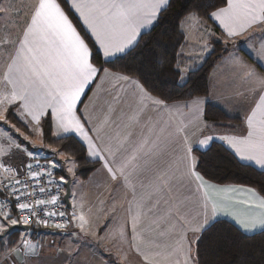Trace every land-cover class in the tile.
<instances>
[{
	"label": "snow or ice",
	"instance_id": "snow-or-ice-1",
	"mask_svg": "<svg viewBox=\"0 0 264 264\" xmlns=\"http://www.w3.org/2000/svg\"><path fill=\"white\" fill-rule=\"evenodd\" d=\"M20 7L27 8L22 22L0 34V121L9 124V117H14L29 135L21 133V140L6 130L0 136L7 145L0 147V169L5 174L0 188L15 198L23 219L13 214L11 201L6 200L7 210L0 207V234L32 219L36 225L52 223L61 230L71 225L70 235L77 241L98 235L83 203L79 211L75 203L70 205V215L51 210L62 207L59 192L70 183L63 175L59 181L54 179L59 166L55 157H71L66 163L72 175L78 162L75 152L65 148L53 149V158L45 164L33 163L41 153L23 141L35 134L43 143L45 127L57 141L70 138L65 134L79 137L89 162L100 164L99 170L112 182L114 200L123 191L130 222L113 229V234L118 232L123 240L130 237L137 264H201L200 245L224 224L220 217L239 232L264 234V194L251 187L211 182L200 171L195 154L204 148L200 155H207L219 138L235 159L264 169V0H218L203 8L202 17L198 7L177 25L185 39L183 25L195 22L199 51L205 57L214 51L215 40H222L227 59H220L243 86L236 93L244 111L242 126L219 136L211 130L223 126L205 118L206 100L189 97L183 103L186 111H181L171 97L153 95L128 74L126 66L116 67L139 47L142 30L159 23L171 0H30L15 11L14 0H0V18L13 13L19 17ZM208 21L219 28V37ZM244 36L243 46L235 43ZM229 44L235 46L228 48ZM94 54L102 55L103 64L95 62ZM183 56L182 50L179 57ZM175 69L184 79L180 62ZM93 89L90 104L107 99L90 111L83 98ZM95 111L100 115L95 116ZM11 127L20 132L15 124ZM25 175L30 183L17 178ZM37 188L47 197L27 202ZM240 191L249 198H238ZM68 196L76 200L75 192L69 190ZM38 211H45L48 219L38 216ZM114 219L115 211L105 225L106 234ZM26 233L27 229L19 244L0 252V264H8L9 259L18 264L19 257H24L23 264H31L26 254L34 252L36 245L25 239ZM106 239L107 235L99 237L101 242Z\"/></svg>",
	"mask_w": 264,
	"mask_h": 264
},
{
	"label": "trees",
	"instance_id": "trees-1",
	"mask_svg": "<svg viewBox=\"0 0 264 264\" xmlns=\"http://www.w3.org/2000/svg\"><path fill=\"white\" fill-rule=\"evenodd\" d=\"M217 2L218 0H171V7L161 16L159 23L142 35L139 47L131 55L119 61L116 67L126 66L129 70L128 74L138 78L147 89L153 92V95L171 97V103L185 102L189 100V97H208L211 73L220 63V57H224L226 54V45L221 41H215L212 44L214 51L203 65L189 73L183 82L181 77L177 75L175 64L177 62L182 63L179 53L186 45V38H181V28L177 25L182 24L183 17L188 12L199 7L202 17L203 8ZM213 26L218 28L214 24ZM94 60L98 64L104 62L102 55L99 54H94ZM91 92L87 93L84 103ZM205 113V118L210 124L223 126L217 128H225L229 124L237 125L239 123V119L229 117L223 110L212 104L206 106ZM44 131L46 133L44 142L47 145L60 150L68 148L75 152V158L78 162L75 169L77 178L87 180L100 168V164L89 162L82 143L74 137L57 141L47 127ZM210 148L211 151H208L207 155H200L205 150H197L195 153L201 161L200 171L202 174H206V179L222 186L251 187L264 194L263 171L235 159L222 143L214 142ZM66 158L70 159L71 157ZM40 159L46 160L45 158ZM55 159L58 160V163L65 165V161L58 156ZM56 172L58 181L60 176L67 174L57 168ZM62 188L64 190L63 185ZM223 221L224 224L218 225L200 245L201 264H264V234L259 232L254 235H246L230 227L228 221ZM30 228L29 232L33 235L31 240L36 239L37 235L45 229L39 226ZM19 234L20 232H14L8 235L7 248L14 247L20 241ZM1 243H3L2 240H0ZM2 250L3 247L0 245V252Z\"/></svg>",
	"mask_w": 264,
	"mask_h": 264
},
{
	"label": "rangeland",
	"instance_id": "rangeland-1",
	"mask_svg": "<svg viewBox=\"0 0 264 264\" xmlns=\"http://www.w3.org/2000/svg\"><path fill=\"white\" fill-rule=\"evenodd\" d=\"M6 17V16H5ZM5 17L0 18V34H3L7 27L12 26L14 27V23H11L9 25L8 22L5 21ZM188 38H192V35L190 33V30L188 26H185ZM218 42L217 40H215ZM231 46V44L227 45ZM213 47V45H212ZM191 50V48L183 50L184 54H188ZM199 65L201 66L204 61L210 56H206L201 52L199 55ZM2 60H0V71L2 70ZM197 66V68H198ZM191 66L189 69H192ZM183 70V69H181ZM189 74L188 69L186 70L187 77ZM10 123L4 124L0 123V125H3L2 128H0V136H2L5 131L7 130L11 135L19 137L21 140H23V137L20 135L21 133H24L25 135H29V132L27 129H24L19 126V122L14 117H9ZM15 124L16 128L20 129V132H16L15 129H13L11 126ZM23 143L27 144L30 148V150L36 152H40L41 155L39 158H46L48 160H51L53 158V146L47 145L44 141L41 143L39 136L32 134L30 135L29 140L23 141ZM0 147H7L6 144L0 142ZM38 158V160H39ZM60 159L65 161L64 164L58 163V160L55 159L58 163L57 169L59 171L66 172V180H70L71 182L74 181L75 184L71 183V191L76 193V200L73 201V199L70 197L71 205L75 203L77 205V211H79V205L83 203V206L85 208V211L88 213L91 221H92V228L94 231L97 232V237H83L82 239H79L77 241V237L70 235V233L73 231L71 225L67 230L64 231H51L47 229H43L38 235L36 239L31 240L33 237L32 233L27 231L25 235V239L27 241H30L31 243L36 245L35 251H29L26 255L30 258L31 264H87L85 261H83L84 258L91 259L96 256V254L100 253V255L104 254V248L103 242L99 245V247H87L88 243H100L101 241L98 239L100 236L107 235L108 238H120L118 235V232L116 234H113V229L124 227L125 226V218H124V212L120 211L119 208H117V205L114 203V201H110L107 203V196L105 193H102L100 195V199L96 201V198L93 196L92 191L89 187V178L87 180H83L76 177L75 175L69 174L67 172V168L70 166L66 163L67 158H61ZM61 177V176H60ZM59 177V180H60ZM64 186V192L66 193V184ZM96 201V203H95ZM119 207V205H118ZM115 211V219L112 222V228L109 229L108 233L106 234L104 229L105 225L108 223L110 216L112 215V212ZM69 212V210L67 211ZM123 213V214H122ZM14 214V212H13ZM15 215V214H14ZM70 215V212H69ZM19 226V225H16ZM16 226H10L8 233L0 234V240L3 241L0 245H2L3 249L7 248L8 246V235L14 232H20V240H21V234L25 233V230L23 229H15ZM14 228V229H13ZM75 231H79V229H75ZM100 234V235H99ZM32 236V237H31ZM123 240L120 238V241ZM124 241V247H115L113 244H110V250L118 249L121 250V263L122 260L124 263L122 264H134L137 263L135 258L131 255V252L129 250L127 240ZM17 242L15 245L19 244ZM90 249V250H88ZM103 251V252H102ZM102 252V253H101ZM110 252V251H109ZM127 255V259H124V255ZM77 257V258H76ZM82 258V259H79ZM24 257L18 258V264H23ZM8 264H13V260L9 259ZM89 264V263H88ZM94 264H105L102 260L96 261ZM110 264H117L116 262H110Z\"/></svg>",
	"mask_w": 264,
	"mask_h": 264
},
{
	"label": "crops",
	"instance_id": "crops-1",
	"mask_svg": "<svg viewBox=\"0 0 264 264\" xmlns=\"http://www.w3.org/2000/svg\"><path fill=\"white\" fill-rule=\"evenodd\" d=\"M8 2H12V0H8ZM30 0H14V11L16 9V6H23L26 5L27 3H29ZM20 11H21V15L19 17L15 16L14 13L10 14L8 16L5 17V21L9 23V25L11 23H14L15 25L22 22L23 19V15L26 14L27 12V8L26 7H20ZM209 28H213L216 31V36L219 37L220 36V30L219 28H215L213 26V24L211 22H207ZM215 25V24H214ZM185 26H188L190 33L192 35V38H188ZM216 26V25H215ZM13 28L12 26L7 27V29H11ZM152 27L147 28L142 30L144 33L149 31ZM18 28H15V31H18ZM183 30L185 32V36H186V46L182 49V50H186L191 48L192 51H190L188 54H184L183 58H182V63H181V69H183L182 71H184V77L186 75V70L188 69V72L191 73L194 70L197 69V66L199 65V55L201 54V52L199 51V45H198V41H197V35H198V29L196 27L195 22H193L191 25H183ZM257 36H259V30H255ZM247 37H240L238 41H236V44H240L241 46H243V41L246 39ZM219 39H217L218 41ZM221 42H223L222 40H219ZM224 43V42H223ZM193 45H196V47H193ZM234 44H231V46H227L228 48H232L234 47ZM245 51H247V49H245ZM241 56L244 57V59H248L247 56H244V52L240 53ZM225 59H227V53L224 55ZM205 62V61H204ZM249 63H252L251 60L248 61ZM2 64V70H3V61L1 62ZM203 65V64H202ZM201 65V66H202ZM193 67L192 69H189L190 67ZM200 66H198L199 68ZM1 70V71H2ZM189 75V74H188ZM188 77V76H187ZM187 77H185L184 79H182V81L184 82L185 79H187ZM209 86H210V94L208 97L206 98H200L202 101L206 100L207 102L205 104L202 105V108L205 112L206 110V106L208 104H212L218 108H220L221 110H223L229 117L234 118V119H239V123L237 125L234 124H229V126L225 127V128H214L212 129V134L219 136V134H226L229 132H236L239 131L241 126H242V122H243V116H244V111L243 108L241 107L240 103H238L237 97H236V93L239 90L243 89V86L241 85V83L235 79V77L232 75L230 66L225 64L223 61H220V63L214 68V70L211 73L210 76V80H209ZM130 87V86H129ZM96 90L93 89V91L89 94V96L86 99L85 104H89V110L90 111H94L95 109H98L103 103H104V99H107V97H104L103 99L99 100L95 106L89 103V98H91L94 94ZM85 98V97H84ZM83 98V100H84ZM183 103L184 102H178V103H172L174 105H178L181 109V111H186L185 109H183ZM95 116H99L100 113L98 111L94 112ZM0 123H2V121H0ZM20 127H23L20 123H19ZM24 128V127H23ZM25 129V128H24ZM68 137H74L75 139H77L79 142L80 138L76 137L75 134H65ZM54 139H56L55 137H53ZM214 142H218V143H222L225 147L226 145L224 144V142H222L219 138L215 139L211 144H213ZM227 148V147H226ZM197 150H205L204 148H198ZM88 158V157H87ZM89 160V158H88ZM241 162V161H240ZM243 164L246 165H250L253 166L254 168L263 171L264 169L259 168V166L256 165H252L249 164L248 162H241ZM100 169V168H99ZM98 169V170H99ZM95 171L90 177H89V187L92 191L93 196L96 198V201L98 199H100V195L102 193H105V195L107 196V203H109L110 201H114V203L117 205V208L120 209V211L124 212V218H125V222L129 221L130 222V217L128 212L126 211L127 209V199L123 193V191H120L119 193H116V199L114 200V193H113V184L112 182L109 180V178L107 177V174L102 171ZM222 186V185H220ZM224 186H235V185H224ZM238 188H242V189H246L249 187L246 186H235ZM237 197L238 198H249L248 194L245 191H240L237 193ZM95 201V203H96ZM119 205V207H118ZM221 220H227L226 217H220ZM229 222V221H228ZM127 231H130V227L127 229ZM256 233H259V231L256 232H251V233H244L246 235H254ZM100 235V234H99ZM99 239V238H98ZM130 237L127 239V244L129 247V250L131 252V255L135 258L136 261H138V257L136 256L134 250H132L130 248ZM102 244V242L100 243H88L87 247H99V245ZM110 244H113L115 247L119 248V247H124V241L121 240L120 238H113L110 237L106 240L103 241V247L104 248V254L100 255V253L96 254V256H94V258L88 259L84 258L83 261H85L87 264H94L96 261H103L105 264H110V262H116L117 264H122L124 263V261L122 260V263L120 262L122 257H121V250L118 249H114V250H110ZM90 250V249H88ZM110 251V252H109ZM103 252V251H102ZM101 252V253H102ZM77 258V257H76ZM82 259V258H79ZM137 264V263H134Z\"/></svg>",
	"mask_w": 264,
	"mask_h": 264
},
{
	"label": "built area",
	"instance_id": "built-area-1",
	"mask_svg": "<svg viewBox=\"0 0 264 264\" xmlns=\"http://www.w3.org/2000/svg\"><path fill=\"white\" fill-rule=\"evenodd\" d=\"M39 162L40 164H45L47 163L48 161L47 160H34L33 163H37ZM41 171H43V169H41ZM4 172H3V169H0V179H3L4 178ZM17 178H20V179H24V180H28L29 183H30V179L25 175V176H21V177H17ZM54 179L58 181V178H57V172H56V169L54 170ZM14 183V181H13ZM29 192H32L33 189L30 187L28 189ZM36 191V194L35 196H29L27 198V202L29 203H32L34 204L35 203V199H45L47 197V194H40L38 192V188L35 190ZM51 192L53 194H55L56 192V188L55 186H53L51 188ZM11 201V207H12V212H14L15 215H17L18 218L20 219H23V216H20L19 215V211L18 209L15 207V198L9 193V192H5L3 190V188H0V207H3L4 210H7V207L8 205L5 204V201ZM59 200L61 202V205L62 207H55V208H52L51 210L55 211V212H60V211H68L67 209V204H66V201H65V193H64V190L63 188L61 187V190L59 192ZM51 207V206H50ZM37 215L40 216L41 218L43 219H48V217L45 216V211H38L37 212ZM60 220L59 218H57L56 220V223H59ZM26 226H30V227H43L47 230H51V231H64V230H67L69 228V226H67L65 229L61 230V229H57L54 224L50 223L47 227L43 226V225H36L34 220L30 219L29 220V223L26 225Z\"/></svg>",
	"mask_w": 264,
	"mask_h": 264
},
{
	"label": "water",
	"instance_id": "water-1",
	"mask_svg": "<svg viewBox=\"0 0 264 264\" xmlns=\"http://www.w3.org/2000/svg\"><path fill=\"white\" fill-rule=\"evenodd\" d=\"M70 181V180H68ZM71 190V181L70 183H67L66 184V195H65V201H66V204H67V209L69 210V206L71 205V202H70V197L68 196V191ZM15 229H27V231L31 230V228L29 226H25V225H19V226H16L14 227ZM13 228V229H14Z\"/></svg>",
	"mask_w": 264,
	"mask_h": 264
}]
</instances>
